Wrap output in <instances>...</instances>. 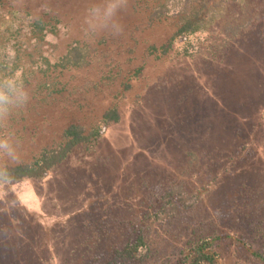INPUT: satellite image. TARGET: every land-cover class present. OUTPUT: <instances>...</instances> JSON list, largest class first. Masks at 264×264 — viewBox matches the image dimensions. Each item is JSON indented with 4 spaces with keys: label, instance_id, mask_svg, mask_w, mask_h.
<instances>
[{
    "label": "rangeland",
    "instance_id": "rangeland-1",
    "mask_svg": "<svg viewBox=\"0 0 264 264\" xmlns=\"http://www.w3.org/2000/svg\"><path fill=\"white\" fill-rule=\"evenodd\" d=\"M0 90V168L89 137L0 183V264H262L264 0H0Z\"/></svg>",
    "mask_w": 264,
    "mask_h": 264
},
{
    "label": "trees",
    "instance_id": "trees-1",
    "mask_svg": "<svg viewBox=\"0 0 264 264\" xmlns=\"http://www.w3.org/2000/svg\"><path fill=\"white\" fill-rule=\"evenodd\" d=\"M199 14V11L194 9L184 11L183 15L179 17L178 22L181 24V27L178 29L177 35L201 29L203 26L200 24H211L216 19L214 14H210L207 20L203 19ZM109 120H118V116L114 109L105 112L102 116V122L106 123ZM64 137L67 138L64 145L60 144L55 150L51 149L42 152L39 158L35 159L30 164L16 165L3 169L0 168V183L19 181L23 178H40L48 169L62 161L74 146L89 139V137L82 136L75 126L68 127L64 132ZM142 243L141 237H138L134 244L126 245L117 255L130 258L138 247L142 246ZM208 245L209 244L205 241H200L195 244L194 247L184 254L180 260V264H217L214 254L210 253L208 250ZM254 255L264 264V254L254 253Z\"/></svg>",
    "mask_w": 264,
    "mask_h": 264
},
{
    "label": "clouds",
    "instance_id": "clouds-1",
    "mask_svg": "<svg viewBox=\"0 0 264 264\" xmlns=\"http://www.w3.org/2000/svg\"><path fill=\"white\" fill-rule=\"evenodd\" d=\"M24 95V94H22ZM5 98V94L2 90H0V100H3ZM4 143L2 141H0V147H4Z\"/></svg>",
    "mask_w": 264,
    "mask_h": 264
}]
</instances>
